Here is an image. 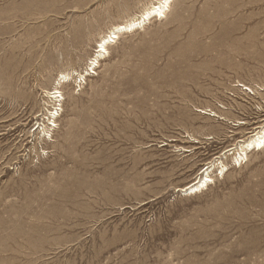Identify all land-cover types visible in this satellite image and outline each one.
Listing matches in <instances>:
<instances>
[{
    "label": "rangeland",
    "instance_id": "rangeland-1",
    "mask_svg": "<svg viewBox=\"0 0 264 264\" xmlns=\"http://www.w3.org/2000/svg\"><path fill=\"white\" fill-rule=\"evenodd\" d=\"M151 1L0 0V264H264V148L227 154L264 125V0H174L91 66Z\"/></svg>",
    "mask_w": 264,
    "mask_h": 264
},
{
    "label": "bare ground",
    "instance_id": "bare-ground-1",
    "mask_svg": "<svg viewBox=\"0 0 264 264\" xmlns=\"http://www.w3.org/2000/svg\"><path fill=\"white\" fill-rule=\"evenodd\" d=\"M173 1L174 0H152L150 5L144 8L140 15L134 16L132 19L125 21L123 24L115 25L105 36L101 38L100 42L98 43V54L97 56L94 55L96 57L92 60L91 66H95L100 58L105 57V54L108 51V45L111 42L113 43L115 40H117L121 34L132 33L136 29L142 28L147 22L151 21L154 18H165ZM67 78L68 75H62V80H66ZM60 84L61 81L58 83V85ZM57 90L58 87H55L53 92L48 93L51 99H55V102H59L57 99L61 97L58 96L59 92ZM51 115L53 118H56L55 116H58V112H52ZM53 124H55V121H53ZM44 132L49 133V130H45ZM240 143V145H235V148L227 151V154L229 155L234 154V152L237 153V157L234 160L236 161L235 163L238 164L246 158V154L248 151H259L264 148V125L256 128L253 131L252 135L247 138V140L244 139ZM221 167V171L223 172L225 170V166L221 164ZM209 170L210 167H207L205 169L204 175L201 178H197L196 180H194L193 183L182 189V191L185 192L186 195H193L206 188L208 186V183L212 180L209 176Z\"/></svg>",
    "mask_w": 264,
    "mask_h": 264
}]
</instances>
